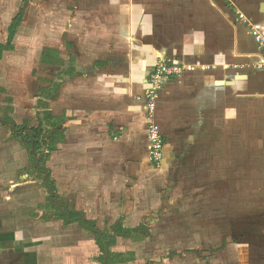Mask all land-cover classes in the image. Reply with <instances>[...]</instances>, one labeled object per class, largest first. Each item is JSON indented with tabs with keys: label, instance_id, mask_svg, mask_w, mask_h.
Here are the masks:
<instances>
[{
	"label": "crops",
	"instance_id": "obj_1",
	"mask_svg": "<svg viewBox=\"0 0 264 264\" xmlns=\"http://www.w3.org/2000/svg\"><path fill=\"white\" fill-rule=\"evenodd\" d=\"M72 1L63 28L66 43L60 48L70 44L69 60H77L80 73L83 67L91 72L75 76L72 68L68 83L54 82L59 83L57 97L43 100L48 113L58 106V120L70 115L81 121L63 120L59 126L64 138L58 146L65 153L59 158V177L60 168L70 172L67 187L77 194L79 186L80 196L94 179L109 180L104 186L111 198L125 179L135 194L139 175L151 170L143 95L156 65L172 61L182 71L164 84L152 121L173 164L174 157L195 158L189 150L200 138L202 145L214 146V141L217 147H232L235 170L242 166L237 153L244 144L251 147L242 155L249 162L250 209L235 205L233 235L219 231L222 246L204 263L264 264V186L259 187L264 182V49L256 36L264 31V0ZM80 202L77 209L84 208ZM226 219L216 226L227 227Z\"/></svg>",
	"mask_w": 264,
	"mask_h": 264
},
{
	"label": "rangeland",
	"instance_id": "obj_2",
	"mask_svg": "<svg viewBox=\"0 0 264 264\" xmlns=\"http://www.w3.org/2000/svg\"><path fill=\"white\" fill-rule=\"evenodd\" d=\"M72 4V0H0V45L7 44L9 26L22 13L12 49L4 51L0 61V239L14 234L20 241L0 240V264H106L109 255L103 252L101 239L107 233L116 236L112 231L120 220L124 228L142 229L131 237H116L110 248L104 247L112 252L111 264H205L204 258L222 246L219 231L228 238L233 235L235 205L250 209L249 162L242 157L249 154L250 143L237 153L242 166L236 170L233 148L215 146L211 132L214 146L202 145L200 138L194 149L185 148L196 155L190 161L174 157L173 164L164 146L162 160L155 162L149 140L154 123L145 93L150 173L139 175L135 194L126 179L113 198L105 193L107 179L100 183L94 179L83 196L76 186L74 194L67 187L72 180L65 177L70 172L60 168L59 177V158L65 156L58 146L64 138L59 126L63 120L72 125L81 121L76 123L77 117L70 115L58 120L57 105L49 113L41 105L54 82H69L66 74L72 68L75 76L91 72L83 67L80 73L77 60H69L70 44L67 50L60 48L66 43L63 28ZM80 87L76 89L83 90ZM39 130L42 138H36ZM34 140L42 142L39 150L28 143ZM176 167L179 171L173 177ZM263 186L264 182L259 187ZM79 200L84 208L77 209ZM70 211L81 215L68 223L58 218L69 217ZM224 219L227 227L219 229L216 222ZM92 220L103 235L86 225Z\"/></svg>",
	"mask_w": 264,
	"mask_h": 264
},
{
	"label": "built area",
	"instance_id": "obj_3",
	"mask_svg": "<svg viewBox=\"0 0 264 264\" xmlns=\"http://www.w3.org/2000/svg\"><path fill=\"white\" fill-rule=\"evenodd\" d=\"M245 19L244 16L240 17ZM257 39L261 47L264 49V31L256 33ZM182 71L181 66L174 64L172 61L164 60L160 61L152 73L149 76L148 90L146 91V103H147V112L152 114L155 107V103L159 96L160 90L164 87V84L175 75L179 74ZM149 140L152 146L151 159L155 162H160L164 155V139L158 128L154 125L149 131Z\"/></svg>",
	"mask_w": 264,
	"mask_h": 264
},
{
	"label": "trees",
	"instance_id": "obj_4",
	"mask_svg": "<svg viewBox=\"0 0 264 264\" xmlns=\"http://www.w3.org/2000/svg\"><path fill=\"white\" fill-rule=\"evenodd\" d=\"M21 21H22V13H19L18 16L12 20V22H11V24L9 26V29H8V41H7V44L6 45H4V44L0 45V61L2 59V55H3L4 51H8V50L12 49L14 38H15L16 33H17V27H18V25L20 24ZM58 90H59V85L58 84H54L53 88L51 90H49L50 93L45 94V100H48V99L53 100V99H55L57 97ZM51 92H53V93L51 94ZM41 105L43 106L44 109H46L48 104H47V102H42L41 101ZM41 133H42V130H39L37 132L38 136L36 138H42ZM22 135H24V134L22 133ZM28 138H31V137L28 136ZM36 138H34V139H36ZM28 143L31 144V145L33 144L36 150H39L42 147V142L41 141L40 142H36V140H34L33 142L29 141ZM65 215H67V214L58 215L59 216L58 218L64 220L66 223H68L69 219L70 220H74V218H77L81 214L79 212L70 211L69 217L65 216ZM86 225L91 226L92 229H95L97 231L96 225L93 222L87 221ZM117 227L115 228L116 229L115 230V235L116 236H111L110 234H106V235L102 236V239H101V242H102L101 245L102 246L101 247H102L103 251H105L104 247L110 248V246L113 243L116 242V237L117 236L131 237L133 234L139 233L140 229H142V227L141 228H137V229H126V228H123L120 224ZM1 239L0 240L3 241V242L4 241H7V242L20 241L18 239L17 235H14V234H13V236L6 235L5 237H3ZM107 251H108L109 257H108V259L106 261V264H111V260H112L113 255H112V252L109 251L108 249H107ZM123 255L125 257V255H127V254H123Z\"/></svg>",
	"mask_w": 264,
	"mask_h": 264
},
{
	"label": "water",
	"instance_id": "obj_5",
	"mask_svg": "<svg viewBox=\"0 0 264 264\" xmlns=\"http://www.w3.org/2000/svg\"><path fill=\"white\" fill-rule=\"evenodd\" d=\"M262 6L264 7V4Z\"/></svg>",
	"mask_w": 264,
	"mask_h": 264
}]
</instances>
